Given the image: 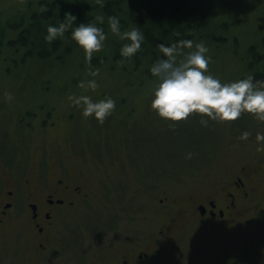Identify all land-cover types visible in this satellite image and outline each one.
<instances>
[{"label":"rangeland","instance_id":"obj_1","mask_svg":"<svg viewBox=\"0 0 264 264\" xmlns=\"http://www.w3.org/2000/svg\"><path fill=\"white\" fill-rule=\"evenodd\" d=\"M39 1L44 0H0V36L7 35L12 49L24 43L15 30L4 31L8 20L16 29L19 22L13 18L21 8L36 10ZM205 3L212 22L224 27L211 39H203L213 57L209 70L225 82L248 75L264 80V0ZM12 49H5L3 56ZM3 56L0 157L8 173L30 175L41 160L53 167L62 156L71 166L92 174L97 184L95 199L77 221L65 224L59 244L86 253L87 260L93 259L91 251L99 250L95 238H102L107 253L119 248L121 236H126L124 244L132 240L148 244L147 237L167 221L164 212L172 199L186 207L192 195L208 197L242 175L243 167H251L256 172L250 180L255 196L235 221L222 224L227 227L218 233L184 217L173 230L174 241L161 249L157 264H264V142L256 140L264 121L244 113L233 122L209 119L205 126L199 115H192L173 124L151 108L158 82L152 74L146 73L140 84L142 74L126 75L121 69L124 63L114 68L107 63L93 77L96 68L61 65L58 58H29L32 61L16 67L10 60L7 65ZM68 59L72 61L74 54ZM5 65L12 67L10 71ZM90 79L97 80L96 89L80 86V81ZM73 94L94 100L111 96L116 108L100 123L82 115L69 99ZM245 130L250 135L241 140ZM5 238L0 240L3 257L11 242Z\"/></svg>","mask_w":264,"mask_h":264},{"label":"flooded vegetation","instance_id":"obj_2","mask_svg":"<svg viewBox=\"0 0 264 264\" xmlns=\"http://www.w3.org/2000/svg\"><path fill=\"white\" fill-rule=\"evenodd\" d=\"M42 162L30 175L18 177L8 173L0 157V240L11 239L7 255L0 256V264H157L161 249L174 241L173 230L184 217L191 224L221 233L227 227L222 224L234 222L256 191L250 183L256 172L243 167L242 175L208 197L201 199L194 194L186 207L179 206L178 199L167 203V221L147 237L148 244L140 241V245L138 240L124 244L126 236H121L119 248L107 253L102 238H95L99 250L91 251L93 259L87 260L86 253L67 249L58 242L65 224L77 221L95 199L96 181L92 174L71 166L62 156L53 167Z\"/></svg>","mask_w":264,"mask_h":264},{"label":"clouds","instance_id":"obj_3","mask_svg":"<svg viewBox=\"0 0 264 264\" xmlns=\"http://www.w3.org/2000/svg\"><path fill=\"white\" fill-rule=\"evenodd\" d=\"M76 20L75 14L66 13L65 19L47 26L44 39L53 42L63 38L66 31L71 29V39L83 49L85 58L90 62L93 53L101 50L107 39L103 27L105 17L99 14L89 22L73 24ZM107 23L111 32L124 41L120 47L121 57H133L145 40L141 29L130 27L122 30L120 17L117 15L108 16ZM158 47L161 55L153 62L149 71L153 77L158 78L151 108L159 117L175 124L192 115H199L201 124L206 126L209 119L233 122L248 113L255 120L264 121V80L248 75L222 81L209 70L213 57L208 54L209 48L203 40L196 42L184 38L170 44L160 43ZM97 73L98 69L92 72V76ZM80 86L96 89L98 82L96 79L80 81ZM69 99L81 108L83 116L94 117L100 123L116 108V100L111 96L94 100L90 95L73 94ZM249 135L245 130L240 139L247 140ZM256 140L264 142V131H257ZM187 155L191 157L192 153Z\"/></svg>","mask_w":264,"mask_h":264},{"label":"trees","instance_id":"obj_4","mask_svg":"<svg viewBox=\"0 0 264 264\" xmlns=\"http://www.w3.org/2000/svg\"><path fill=\"white\" fill-rule=\"evenodd\" d=\"M212 5V3H211ZM210 6V5H209ZM212 8V7H211ZM71 12L77 16L73 24L89 22L97 15L103 14L105 21L104 30L107 39L104 47L93 53L89 62L85 58L84 51L75 41L71 39L70 31H66L63 38L53 42L44 39L47 34V26L56 24L61 19H65V14ZM210 8L206 7L205 0H44L39 1L36 10L26 11L22 8L15 19L19 25L12 29L13 23L8 20L4 31L15 30L21 35L24 46L12 49L11 44L6 41L5 36H0V56L4 55L5 49H12V53L3 56L5 63L7 60L13 61L16 67L32 61L29 58L43 60H60L61 65L78 63L82 70L104 67L107 63L111 68L117 67V63H124L121 67L126 75H132L131 71H139L141 78L138 83L142 84V78L150 73L149 69L153 62L161 55L158 45L160 43L170 44L174 41L188 38L194 41L211 39L216 30L221 31L223 26L215 25ZM117 15L121 20V29L139 27L145 35V40L141 49L131 58H122L120 47L124 41L111 32L107 17ZM0 27H3L0 22ZM3 32V31H2ZM1 34V32H0ZM217 35V33H216ZM74 54L71 61L68 57ZM32 55V57H25ZM42 57V58H41ZM8 65V64H7ZM7 71L10 68L5 67ZM251 74H255L251 67ZM51 80H49L50 82ZM51 83V82H50ZM33 129V128H32ZM124 194V193H123Z\"/></svg>","mask_w":264,"mask_h":264}]
</instances>
